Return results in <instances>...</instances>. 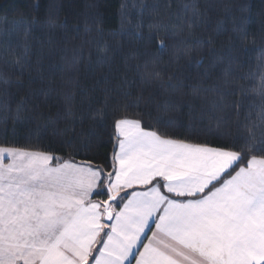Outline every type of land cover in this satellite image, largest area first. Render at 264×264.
Segmentation results:
<instances>
[{
	"label": "trees",
	"instance_id": "obj_1",
	"mask_svg": "<svg viewBox=\"0 0 264 264\" xmlns=\"http://www.w3.org/2000/svg\"><path fill=\"white\" fill-rule=\"evenodd\" d=\"M262 88L264 0H0V146L111 171L128 116L239 151Z\"/></svg>",
	"mask_w": 264,
	"mask_h": 264
},
{
	"label": "snow or ice",
	"instance_id": "obj_2",
	"mask_svg": "<svg viewBox=\"0 0 264 264\" xmlns=\"http://www.w3.org/2000/svg\"><path fill=\"white\" fill-rule=\"evenodd\" d=\"M114 129L112 171L0 146V264H264V140L251 127L239 151L128 116Z\"/></svg>",
	"mask_w": 264,
	"mask_h": 264
},
{
	"label": "crops",
	"instance_id": "obj_3",
	"mask_svg": "<svg viewBox=\"0 0 264 264\" xmlns=\"http://www.w3.org/2000/svg\"><path fill=\"white\" fill-rule=\"evenodd\" d=\"M54 156H57V155H54ZM58 157H59V156H58ZM61 160L68 161V160H66V159H62V158H61ZM70 161L73 162V163H82V162H76V161H72V160H70ZM91 166H93V167H99V166H95V165H91ZM111 171H112V170H111ZM133 190H142V189H141V186H136L135 189H126L125 191H127V192H131V191H133ZM121 195H124V192H123V191L121 192ZM104 197H106V196H105V195L94 196L93 199L104 200V199H105ZM117 208H119V205L117 206ZM133 264H135V262H133Z\"/></svg>",
	"mask_w": 264,
	"mask_h": 264
},
{
	"label": "rangeland",
	"instance_id": "obj_4",
	"mask_svg": "<svg viewBox=\"0 0 264 264\" xmlns=\"http://www.w3.org/2000/svg\"><path fill=\"white\" fill-rule=\"evenodd\" d=\"M3 147H6V146H3ZM54 155V154H53ZM5 163H8V161L7 160H5Z\"/></svg>",
	"mask_w": 264,
	"mask_h": 264
}]
</instances>
